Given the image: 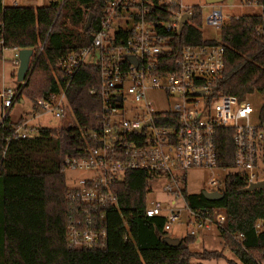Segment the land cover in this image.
<instances>
[{"label": "trees", "instance_id": "16d2710c", "mask_svg": "<svg viewBox=\"0 0 264 264\" xmlns=\"http://www.w3.org/2000/svg\"><path fill=\"white\" fill-rule=\"evenodd\" d=\"M109 0H54L40 7L4 5L0 0V60L6 49H33L32 72L18 83L14 104L0 122V264H203L199 259L226 258L223 251H192L195 235L186 234L178 246L166 243L165 216L146 215L151 175L131 170L114 185L118 207L104 208L97 224H85L90 207L68 197L64 170L69 151L86 146L82 130L96 127L102 109L99 88L102 71L97 65L82 64L69 76L58 67L59 60L90 46ZM254 1V0H251ZM262 13L229 16L221 27V40L206 39L201 31L202 10L193 7V23L180 32L168 33L171 43L161 55V73L173 70L179 52L187 46L225 45V68L214 81V95L232 94L245 99L264 89V0H255ZM95 17L89 31L85 24ZM42 47V49H41ZM15 77L17 75L12 73ZM66 91L75 124L65 127H34L31 138L14 133L27 116L13 120L10 112L25 99L48 98ZM166 122H163L165 124ZM223 164L233 162L234 144L230 128L216 132ZM73 156H78L74 153ZM182 195L193 212L213 217L224 211L226 222L219 233L236 259L228 264H264V188L246 190L242 175L225 178V196L210 201L200 193H189L184 173ZM92 212V210L90 211ZM104 228L105 247L74 249L69 246L68 227Z\"/></svg>", "mask_w": 264, "mask_h": 264}, {"label": "built area", "instance_id": "2783aa9c", "mask_svg": "<svg viewBox=\"0 0 264 264\" xmlns=\"http://www.w3.org/2000/svg\"><path fill=\"white\" fill-rule=\"evenodd\" d=\"M194 6L185 0H109L100 25L92 34L91 45L59 60L58 67L69 76L82 64L97 65L102 71L100 87L91 89L102 100V109L96 113V127L81 131L86 146L69 151L65 159L66 169L87 172L86 176L75 178L68 191L71 201L91 208L92 212L86 210L85 224L101 222L104 208L118 207L114 185L131 170L147 171L151 175L150 185L155 180L162 181L165 192L182 197L184 173L195 167H220L229 171L227 175H242L246 188L264 181V102L256 111L247 101L248 96L240 99L212 92L214 81L225 68V45L187 46L179 52L173 70L160 71L161 55L170 49L172 38L168 33L180 32L186 24L193 23ZM186 15L190 19L181 28ZM207 20L221 30L226 17L221 10H214ZM12 50L13 63L19 66L20 49ZM130 57H135L137 64ZM149 89H162L167 98L179 96L182 103L158 110L147 99ZM16 93L12 86L0 90L2 118L13 106ZM261 93L264 97V89ZM128 98L142 106L129 107ZM33 106L37 110L35 116L43 110L61 117L70 109L65 90L37 98ZM128 113L133 115L126 117ZM30 121L31 118L25 119L14 134L34 137L36 130ZM221 128L232 130L231 165L221 162L217 149L216 132ZM210 182L216 184L217 180ZM224 188L216 191L224 192ZM163 207L161 202L148 203L147 199L146 215L163 216ZM187 209L199 223L211 220L219 226L226 222L222 210L208 217ZM166 219L168 231L170 224ZM169 219H179V212L171 209ZM191 222L190 219L188 223ZM81 223L69 225V246L105 247L106 230L82 227ZM190 234L195 235V229Z\"/></svg>", "mask_w": 264, "mask_h": 264}, {"label": "rangeland", "instance_id": "374dc122", "mask_svg": "<svg viewBox=\"0 0 264 264\" xmlns=\"http://www.w3.org/2000/svg\"><path fill=\"white\" fill-rule=\"evenodd\" d=\"M54 0H3L4 5H20L28 7H40L51 3ZM190 5L199 6L202 10L203 23L201 25V31L204 38L221 40V30L208 23V17L214 10H221L224 17L232 15L239 16L244 14H257L262 13L263 8L255 0H223L217 3H208L207 0H185ZM12 57L14 52L12 49H6L4 57L0 61V90L5 86L16 87L19 83L17 77L14 75L8 76L10 70H14L17 75L19 66L15 65ZM12 59V61H11ZM9 66V67H8ZM13 78V79H12ZM247 101L250 102L254 110H258L264 102V97L261 92H254L248 95ZM147 99L151 101L154 107L158 110L165 108H173L175 104L182 103L179 96L167 98L166 93L162 89H149L147 91ZM127 105L129 107H140L142 104H137L132 98H128ZM35 107L33 101L25 99L21 102H17L10 112V116L13 120H17L20 116L25 115L31 118L30 125L33 127H65L69 124H74V116L70 109H67L63 116L58 117L53 112H46L43 110L38 111V115L35 116ZM2 99L0 97V122L3 115ZM133 113H128L126 117H130ZM252 121H256V117H252ZM229 171H226L220 167L207 168V167H195L186 171L187 178V190L189 193H200L206 191H216L220 188H224L225 177ZM68 186L74 184L75 178L86 176L87 172L84 170L72 171L65 169ZM211 179H216L217 183L212 184ZM152 191L148 194V203L152 201H159L163 204L162 215L168 218L170 229L167 231L168 236L182 238L186 234H190L192 229H195V240L190 244V249L195 252L207 250L223 251L226 258L221 259H199L194 258V262H200L203 264H228L227 258L236 259L233 252L225 247L224 242L220 236L218 225L211 220H207L206 224L199 223L194 218L192 212H190L185 206L184 199L181 195L175 193H167L163 189V182L155 180L151 182ZM179 212V219L171 222L170 210ZM192 220L189 224L188 221ZM200 224V225H199Z\"/></svg>", "mask_w": 264, "mask_h": 264}, {"label": "water", "instance_id": "95a60500", "mask_svg": "<svg viewBox=\"0 0 264 264\" xmlns=\"http://www.w3.org/2000/svg\"><path fill=\"white\" fill-rule=\"evenodd\" d=\"M223 0H207L208 3H217V2H221ZM95 15L94 14H90V16L87 19V22L85 24V30L89 31L91 26H92V22L94 19ZM187 19H190L189 15L184 16L180 27L182 28L183 25L187 22ZM34 54V50L33 49H20L19 51V58H20V65L17 71V80L20 83H25L31 72L32 69L30 68L31 65V60ZM131 62H133L134 64H137V60L135 57H130ZM260 188H264V181H260V182H256V183H252L250 184L246 190L247 191H253L255 189H260ZM202 194L205 196L206 199L210 200V201H218L224 198L225 193L222 191H202ZM166 243H168L171 246H178L181 243V239L178 237H171L168 236L165 239Z\"/></svg>", "mask_w": 264, "mask_h": 264}, {"label": "crops", "instance_id": "0c3cea01", "mask_svg": "<svg viewBox=\"0 0 264 264\" xmlns=\"http://www.w3.org/2000/svg\"><path fill=\"white\" fill-rule=\"evenodd\" d=\"M12 51H13V50H12ZM13 52H14V51H13ZM12 59H13V57H12ZM12 59H11V61H12ZM1 60H2V59H1ZM1 60H0V61H1ZM10 63L13 64V62H10ZM8 67H9V66H8ZM13 71H14V70H10V71H9V75L6 76L5 81L7 80L8 76H11V77L13 76V75H12ZM12 79H13V78H12ZM10 87H11V86H10ZM27 118H29V117H27ZM29 119H30V118H29ZM30 122H31V121H30ZM172 237H173V236H172Z\"/></svg>", "mask_w": 264, "mask_h": 264}]
</instances>
